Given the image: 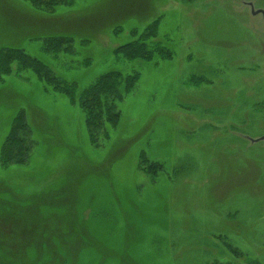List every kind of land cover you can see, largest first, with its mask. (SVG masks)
I'll use <instances>...</instances> for the list:
<instances>
[{
  "label": "rangeland",
  "instance_id": "rangeland-1",
  "mask_svg": "<svg viewBox=\"0 0 264 264\" xmlns=\"http://www.w3.org/2000/svg\"><path fill=\"white\" fill-rule=\"evenodd\" d=\"M69 1L0 0V49L80 91L138 81L92 143L78 104L16 64L0 75V153L21 110L34 143L0 162V264H264V0ZM151 26L170 57L118 53ZM49 36L75 55L47 54Z\"/></svg>",
  "mask_w": 264,
  "mask_h": 264
},
{
  "label": "trees",
  "instance_id": "trees-1",
  "mask_svg": "<svg viewBox=\"0 0 264 264\" xmlns=\"http://www.w3.org/2000/svg\"><path fill=\"white\" fill-rule=\"evenodd\" d=\"M31 4L40 11H54L57 7L70 4L69 0H31ZM154 27H148L134 42L118 48V53L128 60H152L155 56L170 57L168 48L156 44L148 45L154 35ZM47 54L75 55L74 41L67 36H49L44 40ZM16 64V72L32 71L36 77L59 94L69 98L72 104H78L85 114V124L92 143L98 142V135L108 136V128L116 127L120 120L119 103L130 93L138 81L136 74L127 75L109 72L101 75L94 83L83 89L74 82L59 77L47 64L31 56L25 50L14 47L0 49V75H10ZM34 143L32 132L23 110L14 119L10 132L4 142L0 162L5 168L25 165L30 161Z\"/></svg>",
  "mask_w": 264,
  "mask_h": 264
},
{
  "label": "water",
  "instance_id": "water-1",
  "mask_svg": "<svg viewBox=\"0 0 264 264\" xmlns=\"http://www.w3.org/2000/svg\"><path fill=\"white\" fill-rule=\"evenodd\" d=\"M253 14H262L264 16V11H262V10L253 11Z\"/></svg>",
  "mask_w": 264,
  "mask_h": 264
}]
</instances>
